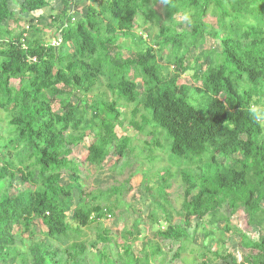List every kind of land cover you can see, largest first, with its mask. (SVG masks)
Wrapping results in <instances>:
<instances>
[{"label": "trees", "instance_id": "16d2710c", "mask_svg": "<svg viewBox=\"0 0 264 264\" xmlns=\"http://www.w3.org/2000/svg\"><path fill=\"white\" fill-rule=\"evenodd\" d=\"M52 1L0 0V110L10 126L0 132V262L155 264L164 255L156 240L142 242L140 256L132 251L126 239L138 231V217L123 233L116 256L109 255L115 238L103 219L119 201L135 210L136 204L124 201L129 178L106 190H86L70 157L89 138L84 161L97 168L111 154L127 166L136 148L143 158L146 145L136 147L132 137L115 131L122 124L119 106L133 104L129 123L150 135L144 142L160 145L166 132L170 152L180 158L175 172L166 168L153 188L146 186L151 225L160 221L158 210L166 223L155 237L179 242L171 260H182L200 232L205 241L216 240V249L203 244L198 255L190 249L194 260L210 264L212 255L232 264L223 255L230 233L241 248L254 250L234 264H264V126L247 112L253 101L264 102V0H80L89 4L79 11L75 0H57L62 8L52 21L58 23L59 46L5 26L14 17L12 4L29 14ZM159 1L167 22L154 10ZM208 15L215 24L204 20ZM186 16L190 30L179 31ZM136 18L156 25L148 40L134 31ZM207 37L220 42V51L194 54ZM124 50L131 54L124 57ZM192 69L200 85L178 83ZM175 177L182 185L178 210L167 199ZM15 182L29 187L11 195ZM224 205L230 215L243 210L257 229L256 240L232 226ZM174 212L181 222L173 221ZM87 229L95 231L94 239Z\"/></svg>", "mask_w": 264, "mask_h": 264}, {"label": "rangeland", "instance_id": "374dc122", "mask_svg": "<svg viewBox=\"0 0 264 264\" xmlns=\"http://www.w3.org/2000/svg\"><path fill=\"white\" fill-rule=\"evenodd\" d=\"M51 4V8H46L40 12L29 14H20L18 5L12 4V9L14 10V17L7 20L5 26H8L9 29L15 32H18L20 29L24 28L26 30L25 33L27 34V36H29V34H36L37 36L42 37L46 42L52 43L54 39L53 34L55 32V27L58 24L53 23L54 21H52V17L54 15H60L62 6L57 0H53ZM87 4L89 3H79V6L80 8L85 9V6ZM154 10L159 15L161 23L167 22V20L165 19V6L161 1H159L154 6ZM204 20L211 24H215V18L212 16L208 15L204 18ZM177 28L179 31L190 30V26L187 24L186 19L182 20L181 24ZM156 30V25L152 26L148 22L140 18H136L134 31L139 35L141 34L146 40H148L149 37L153 34V32H155ZM67 46L70 45L67 44ZM209 48H214L217 51H220V42L218 40H212L207 37L205 43L193 53L197 54L201 50H207ZM130 54V51L124 50L122 52V55L124 57H127ZM200 63L202 65V70L205 68L203 58L201 59ZM197 68L198 67H196V69ZM136 82L139 85L138 88L141 89V79H136ZM12 83L14 85H18V80H13ZM178 83L186 84L189 86H199L200 81L196 77V70L192 69L186 71L183 75L180 76V78L178 79ZM132 108L133 104L119 106V110L121 111L120 119L122 120V124L121 126H116L115 131L117 133V136L132 137L134 140L132 142L136 145V147H140L141 144L146 145L144 148L141 149L145 150L143 158L141 156V158H138L136 148L135 153L126 157L125 164H127V166L115 163L118 162V156L116 154H111L104 162V168H97L96 166L87 164L84 161V158L87 153V146L89 144L88 141L90 140L89 138H86L81 144L73 148L72 154L70 155V157L74 156L78 162L81 178L83 180V185L86 190H92L93 188L99 190H106L113 183L118 184L119 182H122L124 178H129L127 181L128 184L132 187L131 189H129L128 192H125L124 201L126 203L136 204L135 210L136 208L138 210H136V212L135 210L127 209L125 205L119 201L117 203V207L114 210V214L107 215L106 218L103 219L105 227L110 230L111 235L115 238V240L111 241L108 245L109 255H111V257L116 256L115 254L118 250L119 242H121V239L125 240L124 238H122L123 233L125 232V230H131L133 228V221L135 218L138 217V231L134 230V235L126 239L127 241L132 243V251L136 255L140 256L142 253V242L144 244H147L151 240H156L164 251V255H160L156 259L155 264H199L198 260H194V257L196 256L189 250L193 249L195 254L198 255L199 248L203 244H207L208 247L216 249L215 239H209L205 241L203 235L200 232H197L196 235L193 236V241L190 242V246L188 247L189 250H186V252L183 254L182 260H171L173 252L179 246V242L162 240L160 238L155 237L154 232L156 231V228L161 229L166 226V223L164 220L162 221L163 215L161 214V211L158 210V217L160 221L158 222V224L151 225V222L147 216L150 207H152V204H150L152 198L146 186L153 188L157 183L156 181L157 178H159L160 173L166 168L172 167V171L175 172L178 168L180 158L170 152V143L168 142L170 141V138L168 137L166 132H163V138H159V141H161L160 145L159 143L155 145H159L157 148L155 146H150L148 143H145L147 140L150 139V135L140 133L137 130V126H135V124L129 123V120L132 115ZM136 118L140 120V114H137ZM141 124L145 129V123ZM9 130L10 126L8 122V117L6 116L5 112L0 110V132L4 134L6 133V131ZM135 156L137 157L135 158ZM220 160L222 161V159ZM113 163H115L114 170L111 171L110 169H108V167ZM66 182L67 177L64 176L62 183ZM28 187V184H20L18 182H15L13 187L10 189V193L11 195H14L18 191L26 189ZM167 192L168 201L171 203V205L174 206L175 210H178L180 208V203L182 200V185L179 177H175L173 180H171V186L167 189ZM74 195H76V192L74 193ZM222 208V212L226 215H229V219L231 221L232 226H235L241 231L245 232L247 236L252 240H256L258 238L257 229L254 226H250L247 224L245 213L241 208L238 209L232 215H230L229 209L225 205ZM67 215L68 218H70L71 212L69 211ZM173 215L174 222L178 223L182 221L181 216H179L177 213L174 212ZM194 222H196V220H194L193 223ZM38 224L40 223L38 222ZM221 225H223V223L219 224V226ZM191 227L193 228V226ZM190 230L192 232V229ZM15 231L17 233L19 229L15 227ZM86 231L89 233L90 239L95 238V231L91 229H87ZM23 236H26V234H24ZM16 240L19 244L18 235L16 237ZM101 246L102 244L100 243L98 245V248H100ZM201 251L202 250L200 248V252ZM223 251V255L225 256V258L228 260V262L232 264L240 262L242 257L248 252H254V250L241 248L238 244L237 235L230 233L227 234V240ZM93 252L96 254L98 253L97 249H95V251ZM208 260L210 264H227L226 262L216 259L212 255H209ZM0 264L2 263L0 262Z\"/></svg>", "mask_w": 264, "mask_h": 264}, {"label": "clouds", "instance_id": "9594fccd", "mask_svg": "<svg viewBox=\"0 0 264 264\" xmlns=\"http://www.w3.org/2000/svg\"><path fill=\"white\" fill-rule=\"evenodd\" d=\"M187 19V16L185 17ZM250 119L260 126H264V102L257 99L247 107Z\"/></svg>", "mask_w": 264, "mask_h": 264}, {"label": "crops", "instance_id": "0c3cea01", "mask_svg": "<svg viewBox=\"0 0 264 264\" xmlns=\"http://www.w3.org/2000/svg\"><path fill=\"white\" fill-rule=\"evenodd\" d=\"M79 3H80V0H75V8H76V11H79L80 10V6H79ZM52 7V4L49 6V7H47V8H51ZM46 9V8H45ZM42 10H44V9H42ZM42 10H39V11H35V12H32V13H37V12H40V11H42ZM55 34L57 35V33H56V31L54 32V34H53V38H54V36H55ZM25 35L27 36V34L25 33ZM59 35V34H58ZM57 35V36H58ZM29 36H31V34H29ZM28 36V37H29Z\"/></svg>", "mask_w": 264, "mask_h": 264}, {"label": "built area", "instance_id": "2783aa9c", "mask_svg": "<svg viewBox=\"0 0 264 264\" xmlns=\"http://www.w3.org/2000/svg\"><path fill=\"white\" fill-rule=\"evenodd\" d=\"M61 43V39L60 36H58V38H54L52 44L55 46H59V44Z\"/></svg>", "mask_w": 264, "mask_h": 264}]
</instances>
